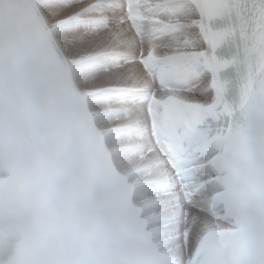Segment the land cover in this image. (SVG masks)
<instances>
[{"label":"bare ground","instance_id":"obj_1","mask_svg":"<svg viewBox=\"0 0 264 264\" xmlns=\"http://www.w3.org/2000/svg\"><path fill=\"white\" fill-rule=\"evenodd\" d=\"M40 8L46 18V21L50 24L52 31L56 37V41L60 46L64 56L68 60L71 66L74 67V75L76 77V83L85 92L94 96L93 87L100 92H107L112 88L121 87L125 81H129L125 87L139 88L148 85L149 82L139 68L137 64L112 66L110 62V56L113 53H138L143 50L147 52L149 49L154 48L156 54L159 57H164L171 54L181 53V52H192L198 50V48H203L202 41L199 33L196 29H184L178 31L175 35L164 38L157 42L154 46L145 43L144 41L139 42L135 40L133 34L128 31L126 26H114L109 29H97L90 28L84 22L87 18L93 16L96 12L95 4L96 2L89 0H37ZM49 5V8L46 6ZM58 17V21L64 22L65 20L72 21L67 27L73 29L75 32L66 35L63 28L56 25L57 21L54 18ZM197 20L195 10L191 6L183 7L177 20L175 22L181 23H192ZM56 25V26H55ZM86 29V30H85ZM90 29V30H88ZM79 31L80 37L77 35ZM189 41V48H182V42ZM115 46L112 49H107V47ZM173 48V49H172ZM109 51V56L105 60V52ZM107 51V52H108ZM113 67V68H112ZM101 81V82H99ZM209 80L208 78L200 77L191 87L187 94H183L189 97L187 102H200L209 103L211 99V92L208 89ZM181 95V94H180ZM182 96V95H181ZM184 97V96H183ZM103 104V116L109 117L113 123V129L115 134L121 139L122 142L127 141L122 135L118 134L117 131L123 127H139L146 123V116L144 108L137 105L129 104H116L113 102H108ZM91 108L96 116L97 123L99 127L108 133V144L112 150H115L113 145V138L115 135H109L111 130L110 127L100 120L99 116L96 114L93 104ZM126 112V115L121 116L119 113ZM133 143L130 147L120 145V148L116 149L115 154L119 150L133 149L136 150L143 144H148V140H140L137 138L128 139ZM141 149L137 151V154ZM127 153L124 154L126 158ZM119 154L116 155L115 160L122 172L129 175L130 178L139 177L140 173L142 176L135 179L134 181L151 180L161 177L162 173L165 172V168L162 167L155 170L150 174H143V171L150 167H154L161 159L156 153H152L144 156V161L138 165L132 166L130 170L125 167L123 160L118 159ZM210 195L202 194L201 201L205 202L208 200ZM140 201L143 207L152 208L151 202ZM149 213V212H148ZM149 217L161 218L158 212H150ZM192 220L195 222L194 227L191 229V235L188 243L182 241L171 242L166 244L167 240H161L163 245V250L166 254L177 256L180 258H186V251L189 246L194 244V240L201 229H207L208 227H217L216 224L208 213L204 212L198 214L195 211H191ZM197 218V220H196ZM190 225V224H189ZM191 226V225H190ZM199 231V232H198ZM198 232V233H197Z\"/></svg>","mask_w":264,"mask_h":264},{"label":"rangeland","instance_id":"obj_2","mask_svg":"<svg viewBox=\"0 0 264 264\" xmlns=\"http://www.w3.org/2000/svg\"><path fill=\"white\" fill-rule=\"evenodd\" d=\"M48 6H46L47 8H49V3L47 4ZM54 20H56L57 21V23H56V25L58 26V27H60V28H63L64 29V31H65V34L66 35H70V34H72V33H74L75 31L73 30V29H71V28H68L67 26L69 25V24H72V21H70V20H65L64 22H61V20H60V22L58 21V17H56L55 16V18H54ZM55 25V26H56ZM86 30V29H85ZM88 30H90V29H88ZM77 35L80 37L81 35H80V33H79V31L77 32ZM182 48H189V44H187V42L185 43L184 41L182 42ZM113 47H115V46H110V47H107V49H112ZM173 49V48H172ZM108 50H106V54H105V60H106V58H108V56H109V51L107 52ZM99 82H101V81H99ZM127 83H129V81L127 80V81H125V83L121 86V87H125L126 85L125 84H127ZM93 92H94V95L95 94H97L98 92H97V90L93 87ZM91 95V94H90ZM184 96V97H183ZM182 97L184 98V99H187V98H189L188 96H187V98H186V96L185 95H182ZM92 104H93V106H94V108L93 109H95V112H96V114L99 116V118H100V120L101 121H103L106 125H107V127H110L111 128V130H110V132H109V135L111 136V138H112V136L113 135H115V137L113 138V145H114V147H115V150H113L114 152L116 151V149H118V148H120V145H124V146H127V147H130L131 145H133V143L131 142V141H129L128 139H127V141H124V142H122L121 141V139L117 136V134H115V131H114V129L112 128L113 127V123L115 122V121H112L109 117H107V116H103V104H102V102H95V101H93L92 102ZM123 113V112H122ZM122 113H120V114H122ZM107 134V136H108V133H106ZM124 149V148H123ZM119 150L118 152H117V154H119V156H117L118 157V159H121V160H123V163L125 164V167L128 169V170H130V168H132V166H135V165H138V164H140L141 162H143L144 161V156H142V157H140L138 154H132L133 156H131L130 154L128 155V154H126L125 156H126V158L124 157V150ZM117 154H115V157H116V155ZM149 155V154H148ZM136 158H140V159H136ZM141 158H142V160H141ZM140 176H142L141 175V173H140V175H139V177ZM138 176L137 177H134V179H137V178H139ZM142 201V200H141ZM150 209V208H149ZM159 213V215H160V217H165V214L164 213H161V212H158ZM152 215L153 216V214L152 213H150L149 212V215ZM189 224L191 225H188V227H190V229H192L193 227H194V223L193 222H189ZM194 224V225H193ZM193 226V227H192ZM199 232V231H198ZM197 232V233H198ZM199 233H201V231L199 232ZM198 233V234H199ZM165 240H167V239H165ZM174 240H176V241H183V238H182V240L180 239H174ZM169 241H171V240H167V242H166V244H168V242ZM176 241H171V242H176ZM185 251L187 252L186 253V255L188 254V252L190 251V249H185ZM185 255V256H186ZM174 256H176V257H178L177 256V254H174ZM181 256V255H180ZM179 256V257H180Z\"/></svg>","mask_w":264,"mask_h":264}]
</instances>
